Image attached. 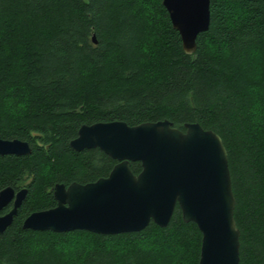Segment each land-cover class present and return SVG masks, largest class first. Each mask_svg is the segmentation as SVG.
Here are the masks:
<instances>
[{"label": "trees", "instance_id": "trees-1", "mask_svg": "<svg viewBox=\"0 0 264 264\" xmlns=\"http://www.w3.org/2000/svg\"><path fill=\"white\" fill-rule=\"evenodd\" d=\"M210 12L187 54L162 0H0V137L31 146L0 155V190L28 188L0 234V264H178L177 250L199 264L202 234L179 206L166 227L117 235L23 227L56 205L55 184L95 181L117 162L100 148L70 146L83 124L163 119L221 136L239 264H264V0H211ZM75 234L95 242L76 257L61 247Z\"/></svg>", "mask_w": 264, "mask_h": 264}, {"label": "water", "instance_id": "water-1", "mask_svg": "<svg viewBox=\"0 0 264 264\" xmlns=\"http://www.w3.org/2000/svg\"><path fill=\"white\" fill-rule=\"evenodd\" d=\"M162 2L183 50L195 53L199 34L210 26L211 0ZM70 146L76 151L100 148L117 162L95 181L55 184L56 205L29 214L24 228L117 235L140 231L151 222L166 227L179 206L183 220L194 222L202 234L199 264L240 263L228 152L214 130L197 122L180 129L168 119L135 125L100 121L83 124ZM30 152L27 141L0 137V155ZM136 161L141 163L137 174L130 166ZM27 193V187L0 190V234L13 222Z\"/></svg>", "mask_w": 264, "mask_h": 264}, {"label": "rangeland", "instance_id": "rangeland-1", "mask_svg": "<svg viewBox=\"0 0 264 264\" xmlns=\"http://www.w3.org/2000/svg\"><path fill=\"white\" fill-rule=\"evenodd\" d=\"M259 57V56H258ZM260 59V57H259ZM261 62L262 66L264 68V56L261 55ZM58 243V242H57ZM61 245V247L66 249L67 253L70 256H80L82 255L88 248L95 245V242H93V238L86 234H75L71 237L64 240ZM161 243V242H160ZM168 248H171L173 251L177 249L173 244L167 242L166 243ZM176 252V251H175ZM176 255L178 257V264H186L187 261L190 260L191 252L189 251H183V250H177Z\"/></svg>", "mask_w": 264, "mask_h": 264}, {"label": "flooded vegetation", "instance_id": "flooded-vegetation-1", "mask_svg": "<svg viewBox=\"0 0 264 264\" xmlns=\"http://www.w3.org/2000/svg\"><path fill=\"white\" fill-rule=\"evenodd\" d=\"M11 206H12V204H10L9 206H7V207H8V210L11 208ZM8 210H7V211H8Z\"/></svg>", "mask_w": 264, "mask_h": 264}, {"label": "bare ground", "instance_id": "bare-ground-1", "mask_svg": "<svg viewBox=\"0 0 264 264\" xmlns=\"http://www.w3.org/2000/svg\"><path fill=\"white\" fill-rule=\"evenodd\" d=\"M146 227H147V226H146ZM146 227H145V228H146Z\"/></svg>", "mask_w": 264, "mask_h": 264}]
</instances>
